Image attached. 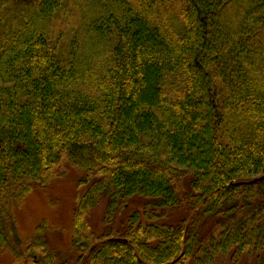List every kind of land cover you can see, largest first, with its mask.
<instances>
[{
	"label": "trees",
	"instance_id": "obj_1",
	"mask_svg": "<svg viewBox=\"0 0 264 264\" xmlns=\"http://www.w3.org/2000/svg\"><path fill=\"white\" fill-rule=\"evenodd\" d=\"M65 1L0 0V245L57 264L45 225L24 240L15 210L68 163L84 188L77 264H261L264 0H84L88 53L65 31L48 34ZM165 75L179 82L169 105ZM135 197L148 198L151 223L136 210L94 230L103 199L110 226ZM180 206L175 225L153 213Z\"/></svg>",
	"mask_w": 264,
	"mask_h": 264
},
{
	"label": "rangeland",
	"instance_id": "obj_2",
	"mask_svg": "<svg viewBox=\"0 0 264 264\" xmlns=\"http://www.w3.org/2000/svg\"><path fill=\"white\" fill-rule=\"evenodd\" d=\"M64 5L67 7L65 6V9L60 10L57 18L52 20L48 28L50 29L48 34L56 36L60 32L65 31L69 33V40L76 39L82 46L83 52L88 53L90 49L88 44L92 43L89 40L87 43V37L82 28L83 9L85 6L84 0H66ZM178 6V2L172 3L171 7L174 13L177 12ZM256 46L258 47L259 45L256 44ZM178 85L177 76H164L163 86L165 88V98L168 105L173 97L172 90ZM57 175L56 179L53 180L47 188L40 189L37 187L26 197L21 207L15 210V221L19 236L24 240L32 239L37 229L41 225H45L48 247L55 253L56 257H58L56 263L77 264V255L72 249V223L74 210L77 205V197L80 195V192H84V188L79 189L78 187L81 172L68 163H64L58 168ZM174 183L176 187H178L180 185V179L178 180L176 177ZM146 200H148V198L135 197L131 199L129 204L119 211L115 221H113L114 223L110 226H106L104 223V213L107 202L103 199L100 205L91 212L88 220L98 233L110 231L109 228L115 229L116 227H120L121 224L126 223L129 215L136 210H139L141 213L139 222L144 224L151 223L150 217H148V220L144 215L145 211L150 210L149 204H147V207H144ZM253 203H255L254 206H259L261 204L256 200H254ZM153 213H162V217H166V219L161 218L160 220L173 225L186 215V211L181 206L162 211L159 209ZM241 220V217L237 218V221ZM201 228L205 238L207 234L210 235L215 229V222L208 219L207 221L203 220L201 222ZM230 256H218L215 263L229 264ZM259 261L261 264H264L262 257ZM257 262L255 258L250 260L246 259L244 264H257ZM0 264L26 263L24 259L16 260L9 249L0 245Z\"/></svg>",
	"mask_w": 264,
	"mask_h": 264
},
{
	"label": "water",
	"instance_id": "obj_3",
	"mask_svg": "<svg viewBox=\"0 0 264 264\" xmlns=\"http://www.w3.org/2000/svg\"><path fill=\"white\" fill-rule=\"evenodd\" d=\"M263 178H257V179H255V180H252L251 181V183H256V182H258V181H260V180H262Z\"/></svg>",
	"mask_w": 264,
	"mask_h": 264
}]
</instances>
